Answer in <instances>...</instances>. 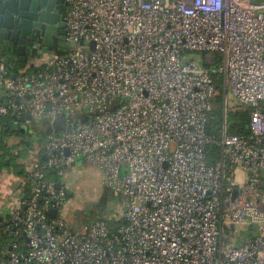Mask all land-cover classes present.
I'll return each mask as SVG.
<instances>
[{
	"label": "built area",
	"instance_id": "1",
	"mask_svg": "<svg viewBox=\"0 0 264 264\" xmlns=\"http://www.w3.org/2000/svg\"><path fill=\"white\" fill-rule=\"evenodd\" d=\"M66 4L70 50L28 62L29 72L0 61L1 147L16 143L9 116L64 119L0 206V264H264V2ZM216 76L218 135L206 131ZM234 110L247 112L249 134L228 133ZM75 167L123 198L121 222L71 227Z\"/></svg>",
	"mask_w": 264,
	"mask_h": 264
},
{
	"label": "rangeland",
	"instance_id": "2",
	"mask_svg": "<svg viewBox=\"0 0 264 264\" xmlns=\"http://www.w3.org/2000/svg\"><path fill=\"white\" fill-rule=\"evenodd\" d=\"M252 3H261L264 2V0H250ZM71 47L69 44H67L65 41L61 42L59 46L57 47L56 51H51L47 54L46 56H51V55H60L63 53H66L68 50H70ZM199 54L196 53H188L186 55V59H195L197 61L200 60V56L198 57ZM201 63V62H200ZM20 70H28L27 67L20 68ZM20 70L18 72H20ZM235 104V101L232 99V96L229 94L228 95V104ZM34 127H36V130L34 131ZM64 127V119L63 118H57L55 122L52 124L50 121L45 122L44 124L41 125H21V131L24 132V135L32 141V149H24L25 147H15L12 148V152H19L21 150V154L23 156L17 157L16 160L22 161V164H25V161L31 160V151H39L40 148L43 146L44 143V137L52 132L53 130H59ZM21 138H19V141ZM16 143H18L16 141ZM15 143V144H16ZM31 146V147H32ZM5 149V148H2ZM8 152V149L6 150ZM35 157V156H33ZM5 160H8V157L2 158ZM20 161V162H21ZM87 171V170H86ZM80 181L76 180L74 181L75 191L74 197H77V201L71 202L70 207H69V212L67 214V220L70 223L71 227H73L74 230L80 229L84 224L92 223L95 220L99 218H103L106 221L108 220L109 224L112 226L116 223L115 219L117 216V213L115 214H109L106 212L104 207L109 210V209H114L115 211L118 209L119 206H122L123 210V198L120 197L119 195H114L111 196L110 193L107 195L108 199H104V192H111L109 190H106L100 185V182L95 185L96 180H91V181H86V178L82 177V179H79ZM83 185V186H82ZM85 186V189H84ZM78 188V189H77ZM77 189V191H76ZM99 206H102V210H100ZM104 211V212H103ZM243 236V234H242ZM242 242H237V244H241Z\"/></svg>",
	"mask_w": 264,
	"mask_h": 264
},
{
	"label": "trees",
	"instance_id": "3",
	"mask_svg": "<svg viewBox=\"0 0 264 264\" xmlns=\"http://www.w3.org/2000/svg\"><path fill=\"white\" fill-rule=\"evenodd\" d=\"M10 72L12 71L11 68L9 67ZM215 83H216V88L218 89V95L215 97L214 102H213V108L212 111L209 113V117L207 119V123H206V131L209 134H216L218 135L219 133V129L220 126L222 124V101H223V94H224V89L222 86V83L220 81V79L216 76L214 77ZM7 120L9 122L10 128H11V134L21 138V140L16 143L14 145V148L16 147H25L24 149H32V141L30 139H28L25 135L24 132L21 131V125L19 124V120H17L16 118H14L13 116H9L7 117ZM36 130V127H34V131ZM227 131L229 134H249L250 130H249V117L247 112H241V111H230L227 114ZM3 147H1L0 144V150ZM209 154L208 159H207V163L213 164L216 160H217V156H218V148L215 145H209L207 148ZM8 155V156H6ZM3 154L0 155V171H6V170H11L14 174H16L18 177H20V174H22L23 177V170H24V164H19L17 162V157L19 156H23V154H21V150H19L18 154L16 155H11V154ZM8 157V164L6 163L5 158ZM11 168V169H10ZM19 170H22V173H19ZM87 170V171H86ZM75 171V172H74ZM74 173L71 174L70 179L68 181V186L70 188V191H73L75 189V185L77 183L74 184V181L78 180L82 177L86 178V181H91V180H96L95 185H97L99 183V176H97L96 173H94L92 170L90 169H86L84 167H75L74 169ZM48 177L51 179H55V173L52 170H49L48 172ZM83 186V185H82ZM78 189V188H77ZM76 189V191H77ZM85 189V186H84ZM108 193L111 194V196H114L116 194H114L113 192H104V199H108L107 195H109ZM75 194V191H74ZM74 194L71 193V202H76L77 197H74ZM107 201V200H106ZM102 206H99L100 210H102L101 208ZM104 209L106 210L107 213L109 214H115L117 213L116 216V223L121 222L120 219L117 220L118 217H120L121 213H122V206H119L118 209L115 211L114 209H109L107 210L105 207ZM104 212V211H103ZM107 222H109L107 220ZM113 226V224H112Z\"/></svg>",
	"mask_w": 264,
	"mask_h": 264
},
{
	"label": "water",
	"instance_id": "4",
	"mask_svg": "<svg viewBox=\"0 0 264 264\" xmlns=\"http://www.w3.org/2000/svg\"><path fill=\"white\" fill-rule=\"evenodd\" d=\"M15 0H0V60L5 59L6 64H14L16 68L18 63L26 64L43 54H47L54 49H48L46 36H42L35 33V25L31 22H22L21 25L13 22L18 20L19 16L15 10ZM25 25L28 29H25ZM19 26V27H18ZM43 39H40V38ZM26 118H29L27 115ZM8 163V161H6ZM59 183L55 186L58 188ZM237 190H234L233 196H235ZM50 216L55 215L54 210L48 212ZM255 229V226H253ZM256 233L253 234L255 236Z\"/></svg>",
	"mask_w": 264,
	"mask_h": 264
},
{
	"label": "flooded vegetation",
	"instance_id": "5",
	"mask_svg": "<svg viewBox=\"0 0 264 264\" xmlns=\"http://www.w3.org/2000/svg\"><path fill=\"white\" fill-rule=\"evenodd\" d=\"M14 2L19 18L10 22L11 25L14 21L20 25L22 22L33 23L35 27L31 30H35V33L40 34L41 37L46 36L48 49H54L65 41L66 0H15ZM25 27L28 29L26 25ZM43 56L45 54L40 57Z\"/></svg>",
	"mask_w": 264,
	"mask_h": 264
},
{
	"label": "crops",
	"instance_id": "6",
	"mask_svg": "<svg viewBox=\"0 0 264 264\" xmlns=\"http://www.w3.org/2000/svg\"><path fill=\"white\" fill-rule=\"evenodd\" d=\"M0 61L5 63V59H2ZM26 64L18 63L16 68L14 67L13 63L7 64V65L11 68V70H12L11 73L16 74L20 70V68H24ZM15 139H16L15 142L16 141L19 142V137H16ZM42 147L37 152L31 151V156L36 157V155H38L39 157H41ZM12 148H14V146ZM32 148H33V146H32ZM6 150H7V148L1 149L0 155H3V154H5V155L6 154L16 155V154H18V151L15 153V152H12V149H8V152ZM6 156H8V155H6ZM6 161H8V160H6ZM20 161L17 160V162L19 164H22V161L21 162ZM24 169H25V165H24ZM23 172H24V170H23ZM19 173H22V170H19ZM22 184H23L22 174H20V177H18L11 170L0 171V206L2 205L3 202H5L9 198H11L21 188Z\"/></svg>",
	"mask_w": 264,
	"mask_h": 264
}]
</instances>
